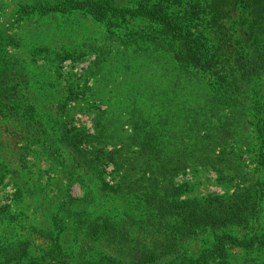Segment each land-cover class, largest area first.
Returning <instances> with one entry per match:
<instances>
[{
	"label": "trees",
	"instance_id": "1",
	"mask_svg": "<svg viewBox=\"0 0 264 264\" xmlns=\"http://www.w3.org/2000/svg\"><path fill=\"white\" fill-rule=\"evenodd\" d=\"M6 1L0 0V11ZM13 3V23L0 17V121L7 119L3 123H9L10 130L18 119L35 122L40 110L36 97L33 103L23 102V88L32 77L12 52L22 42L18 32L9 33L7 23L75 12L92 19L104 41L84 43L73 51L47 43L38 47L51 65L75 54L93 57L83 69L84 83L73 81L66 87L67 103L77 94L88 103L92 98L87 109L95 112L93 131L69 124L60 141L87 170H100L106 186L102 167L111 166L112 190L142 195L146 220L158 223L150 234L156 237L162 228L166 232L150 244H142L139 237L135 246L75 261L54 237L49 251L25 264H224L231 247L264 257V232L258 231L264 181L257 178L242 187L247 182L243 146L250 138L240 132L245 125L252 129V161L257 172L264 170V0ZM55 71V83H61L62 72ZM42 91L40 98H46ZM62 111L68 124L70 114ZM125 126L130 133H125ZM194 166L212 169L231 193L185 197L186 185H177L175 178ZM6 175L0 173V183ZM77 221L96 241L136 240L127 220L100 222L83 212L77 213ZM56 223L63 225L58 219ZM240 226L251 227L250 234L239 237L234 229ZM208 229L214 232L212 242L190 256L185 242ZM19 252L21 259L28 257V245Z\"/></svg>",
	"mask_w": 264,
	"mask_h": 264
},
{
	"label": "rangeland",
	"instance_id": "2",
	"mask_svg": "<svg viewBox=\"0 0 264 264\" xmlns=\"http://www.w3.org/2000/svg\"><path fill=\"white\" fill-rule=\"evenodd\" d=\"M15 8L13 0H7L4 11H0V17L13 23L14 17H11ZM9 23L6 25L9 33L18 32L22 42V46L12 48V52L26 64L30 70L29 76L32 77V81L23 88L27 93L23 96V102L33 103L38 98L36 103L40 110L35 122L27 123L18 119L10 124V130L6 128L9 123H3L7 119L0 121V173H7L0 183V264H25L30 258L42 256L51 248L54 237H58L63 251L74 261L80 256L96 259L100 254L98 252L135 246L139 237L142 238V244L152 243L153 238H164V228L156 237L150 234L158 223L146 220L142 195L112 190L115 178L111 174V166L102 167V176L108 183L106 186L102 183L100 170H87L60 141L63 127L67 125L69 128V124L93 131L95 112L87 109L93 105L92 98L88 103L85 96L77 94L75 100L67 103L69 96L66 90L67 85L73 81L84 83L83 69L93 57L88 59L75 54L59 64L51 65L45 61L46 55L40 53L38 47H42L41 43H47L50 48L66 47L73 51L84 43L104 41L99 33L100 26L78 12L54 14L36 22L24 20L18 25ZM55 68L62 72L60 84L55 83L58 76ZM88 83L91 84L92 80ZM42 90L47 93L46 98H40L44 96L40 95ZM190 104L193 107L192 102ZM62 108L70 114L71 122L68 124ZM59 114L63 116L58 118ZM124 131L130 133V127L125 126ZM240 132L250 138L243 146L242 154L247 172V182L242 184L245 188L257 178L264 181V170L257 172L256 164L252 161L255 146L252 129L245 125ZM106 149L109 151L111 147L107 146ZM175 183L186 185L185 197L222 195L232 191L231 187L217 180L212 169L199 166L179 174ZM83 212L100 222L107 220L110 223H121L127 220L129 234L136 240L130 243L113 242L105 237L101 241L91 239L77 221V213ZM129 217L135 218L136 223L131 222ZM57 219L62 221L61 227L56 223ZM259 225L258 231L264 232V201ZM251 229L249 226H240L234 230L239 237H244L250 234ZM144 231L146 235H143ZM213 236L214 232L208 229L198 235L199 238L187 240L185 245L188 254L199 255L210 245ZM27 245L28 257L21 259L19 249ZM85 250L86 254H83ZM224 261V264H261L264 257L239 247H231ZM212 264H219V261Z\"/></svg>",
	"mask_w": 264,
	"mask_h": 264
}]
</instances>
